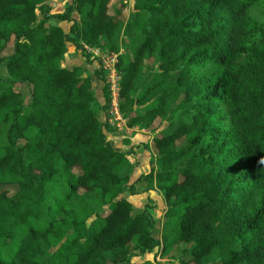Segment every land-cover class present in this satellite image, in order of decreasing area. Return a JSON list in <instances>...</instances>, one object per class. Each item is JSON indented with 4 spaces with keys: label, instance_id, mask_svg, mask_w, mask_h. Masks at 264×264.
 Returning <instances> with one entry per match:
<instances>
[{
    "label": "trees",
    "instance_id": "trees-1",
    "mask_svg": "<svg viewBox=\"0 0 264 264\" xmlns=\"http://www.w3.org/2000/svg\"><path fill=\"white\" fill-rule=\"evenodd\" d=\"M46 1L0 0V264H128L172 246L179 264H264V0H132L126 18L110 0ZM68 43L123 49L127 125L167 122L147 175L166 205L159 236L120 196L130 150L96 115L106 86L99 106L92 76L62 65Z\"/></svg>",
    "mask_w": 264,
    "mask_h": 264
},
{
    "label": "rangeland",
    "instance_id": "rangeland-1",
    "mask_svg": "<svg viewBox=\"0 0 264 264\" xmlns=\"http://www.w3.org/2000/svg\"><path fill=\"white\" fill-rule=\"evenodd\" d=\"M70 0H47L46 8L50 13L61 12L67 6ZM124 4V6H121ZM132 0H110L108 5V11L111 14L119 16L120 18H126L128 12L131 10ZM122 7L121 10H118ZM42 18V13L37 11V18L35 23L39 22ZM47 24H57L64 30L68 29L69 23L66 21H60L55 18H49ZM91 48V47H90ZM12 44H7L6 48L2 52V55L10 53ZM123 51V49H122ZM94 53H91L84 48L76 49L75 46L68 43L67 51L64 54L62 65L71 67L74 65H80L84 68L86 74L92 76V89L94 95L97 98L98 105L103 103V86L104 79L96 72L99 71L98 64ZM103 76V75H102ZM0 77H7L6 70L3 63H0ZM4 88V85H0V90ZM16 89H20L24 93L25 101H28V88L25 84H16ZM96 115L102 120H108L107 109H96ZM125 119V118H124ZM109 123V128L106 130L107 138L112 141L113 146L118 150L129 151L127 157L133 163V170L130 177L129 186L124 188V191L120 194L121 197L126 198L133 207L135 212L141 211L144 206L149 208V211L154 218V234L159 236L161 225L166 220L165 211L166 205L162 196V193L156 187H149L148 185V172L151 164L155 159V150L152 144V137L157 135L159 131L167 124V122L160 123L159 119H156L150 129H139L137 127H129L127 125V119L123 123L116 125L115 123ZM6 126L0 127V144L5 142ZM182 140H179L181 142ZM10 194L14 193L15 187H8ZM91 217L89 221H91ZM160 248H155L152 252L146 253L142 256H133L130 258L128 264H141L144 261L149 260L154 264H179L178 256L180 255L179 248L172 246L171 249L164 255L160 256ZM206 264L210 262V259H205ZM123 264V263H122Z\"/></svg>",
    "mask_w": 264,
    "mask_h": 264
},
{
    "label": "built area",
    "instance_id": "built-area-1",
    "mask_svg": "<svg viewBox=\"0 0 264 264\" xmlns=\"http://www.w3.org/2000/svg\"><path fill=\"white\" fill-rule=\"evenodd\" d=\"M84 48L94 53L96 58L98 69L101 71L104 79V85L109 93V106L107 108L108 120H105L109 125L110 123H115L118 125L120 122L124 124V117L119 110L120 98V82H121V72L117 68L118 55L122 52L106 51L97 47H89L84 45Z\"/></svg>",
    "mask_w": 264,
    "mask_h": 264
},
{
    "label": "crops",
    "instance_id": "crops-1",
    "mask_svg": "<svg viewBox=\"0 0 264 264\" xmlns=\"http://www.w3.org/2000/svg\"><path fill=\"white\" fill-rule=\"evenodd\" d=\"M96 96V95H95Z\"/></svg>",
    "mask_w": 264,
    "mask_h": 264
}]
</instances>
